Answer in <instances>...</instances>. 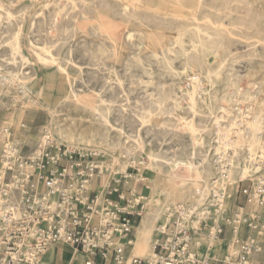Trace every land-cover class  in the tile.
I'll return each instance as SVG.
<instances>
[{"label":"rangeland","instance_id":"obj_1","mask_svg":"<svg viewBox=\"0 0 264 264\" xmlns=\"http://www.w3.org/2000/svg\"><path fill=\"white\" fill-rule=\"evenodd\" d=\"M47 1L48 0L35 1L31 9L27 13L25 19L19 20L24 25L22 36L23 50L24 53L34 62V69L38 74V78L34 86L32 87L30 95L28 96H22L18 94L4 95L3 93H0V156L5 147L6 140L7 142L12 141L14 147L22 148L24 151L28 152L36 146L37 139L41 135H44L45 131L48 128L53 132L54 138L52 141L56 140L57 142L63 143L67 146L90 148L89 150L93 151L96 150L97 153L100 154L99 160L103 163L104 169L112 163V151L114 149L123 152L124 150H131L135 153L134 158L137 161L143 160V166H141V170L134 168V166L130 164V156L126 159L121 160V166L124 169V172L121 173L127 172L128 174L134 175L132 179H129V184H126V189L131 188L132 181L135 180V187L137 190L136 198L143 205L142 217L138 219V222L140 223L147 215L148 209L150 207L149 197L152 194V184L149 181L150 179H160V183L155 189L154 195L155 199L159 200L160 202H163V200L165 199L166 192H168L169 188H173L178 193V195H181V192L183 193V191L185 190L184 187L169 185L166 181V177L161 175L160 168L162 167L168 173L172 172V168L167 164L163 156H166V154L171 155V151H173V148L177 144H179V142L188 143L189 136L184 132L183 134L180 133L181 136L178 133L174 134L175 131L173 132V134H171V128L167 129L161 127L166 117L163 115L164 112L160 108H158L159 106L157 105L167 103L170 105L169 109L172 111L174 101L181 99L184 107L188 108V103L186 102H188L189 98L186 93L191 90L193 79H196V77L200 76L202 78V88L204 90V96L203 100H201L200 102V107L204 109L205 112L198 113V115L195 117L196 121L205 122L206 124L208 123L207 125L211 127L214 124V121L213 115H209V112L211 110L215 114H217L218 112L220 113L223 110L221 107L225 109H232L233 111L231 115L233 114L232 116L236 118L233 119L234 124L230 127L227 135H218L220 137V140L222 141H220L219 137L216 135H213L212 137H209L207 139L208 147L211 148L213 155L216 154L215 150L218 147H220L221 149L227 148V150H231L234 146H236L239 140V134L241 133V135L245 137L246 140L243 142L241 149L246 150L248 148L247 141L249 140V137H247V135L249 134L247 132V127L257 123L258 121H260L261 126L263 125L262 127H264V42L261 41V39H264V0H242V5L245 9L247 8L248 10L244 13L247 14L248 18L256 20L255 25L250 28L233 27L234 23H238V19L236 18L239 15L238 12L233 13L234 18H218L220 15H227V12L225 10L216 12L211 11L207 14L213 20L221 19V24L224 28L220 25L210 26L208 22H205L206 20L200 21L204 28H207L210 33L216 36V40L213 43H209L207 37H204L209 45V48L206 51L208 55L207 64L204 66L199 67V65L194 63H191V65L188 66V64L183 59V56L178 53V50H172L175 47L176 49H178L181 45L180 43H183L184 41L190 39V37H183V35H181L187 31L184 28L191 27V23L189 21L190 19H188L189 12L187 10H183L182 12V14L184 15L182 20L183 23L180 21H169L167 19L159 20L160 24H168L170 26V29H165L162 27V25H158L152 28L145 27L144 29L143 27H138L146 33V42L145 44L143 43V45L145 46L142 45V49L138 51V57L140 59H135L133 61L132 59H130L128 61L129 63L125 61L116 63L113 62V60L105 59L104 64L112 68L110 72H107L108 69H106V67H104L106 70L101 67L100 70L102 72L96 73L97 70L95 68L87 66L88 63L85 59L80 60L82 59L80 57V51H74V60L75 62L77 61L76 63L78 64V66L69 67L68 70L70 71V74L72 76H77L80 72V68L81 70H85L84 81H77V83L79 82V86L77 85L79 88L78 91L83 92L84 89H87V85H89L92 88L96 87L94 89L102 90L105 95L110 98V94L112 95L113 90L110 89V85L108 87L103 81L108 78V76L116 81V78L119 75V77L123 79L124 87L126 89V93L123 96L125 98L128 97L130 99L129 102L132 105L134 103V105L136 106V102H138V106L142 105L145 107V117L147 120L150 119L148 120L150 124L147 125V127H145L144 129H142L139 125L135 126V128L141 129L139 135L141 142L144 143V148L148 152L151 151V153L153 154L156 152V154H154V164L150 162L148 157L144 155L142 151H136V149H138L136 148V143L128 141L115 129L105 126L100 127L89 110L77 106L73 103L61 101V99L63 98V93L60 92V86H62L61 80H63L61 79V77L63 78L64 75L57 72V67H46L45 69V66L38 62L36 53L35 55L33 54L35 50L31 44V41H35V37L38 36L37 30H39L40 28L39 25L42 24V21L40 19H37L36 26L38 28L36 27L35 30L33 26V19L36 17V14L39 12V10L42 9L44 4L47 3ZM152 1H162V8H164L165 10L171 8V0ZM197 1L198 0H183V5L185 7H190L192 5V2ZM29 3L30 1H27L24 4L29 5ZM7 4L14 9H18L19 7V5L15 6L11 3ZM114 5L117 6L118 2H115ZM229 5L235 6L237 5V3H231ZM90 6H93V4H90ZM214 6L225 9L226 7H228V3L226 1H220L215 3ZM117 15V11L113 13H106V16L110 17V23L107 28L113 30V36L117 37L122 32V30H125L126 28H137V25L134 23L128 26L127 20L120 15H118L117 17ZM16 29L17 26L13 25L9 29V31L14 32ZM34 30L36 34H33ZM100 31L103 34L106 33V30L104 28H101ZM39 35L41 38H43V36H47V34L44 32L40 33ZM152 35L156 39L163 38L166 40L170 39L171 41L167 40L161 46L156 45L154 42H152V38H154ZM6 36L8 35L6 34ZM68 37L66 38L67 40H65L61 45L62 49L64 48L66 52L69 51L70 47H72L73 45L72 41H70L71 38ZM172 41H175V43L177 41L178 42L176 44H173ZM40 42L42 43V40ZM222 42L226 44V50H223L221 48ZM34 43L36 44V42ZM146 47L148 48V50ZM130 51L131 49L127 47H124L122 49L123 54H125L126 56H129L128 54H130ZM5 52L6 54H4ZM0 56V75L8 74L9 72H12L14 69H16L6 62V59L10 58V55L7 51L0 52ZM112 63L113 65H111ZM103 72H105V75ZM89 76H93V78H90ZM94 77L99 79L96 80V78ZM0 81L2 82L1 79ZM1 82L0 89H3L4 87L1 85ZM85 82L87 85L85 84ZM114 84V87H116L114 89H119L116 92L120 91V88L117 85L118 83L115 82ZM5 90H7V88H5ZM110 91L112 93H110ZM121 100L122 98H119V100L117 101L120 102ZM207 106L210 107L209 111H207ZM136 112L138 113L139 111L136 110ZM180 114L182 117L184 116L188 119H191V115H193L191 113H188L187 111L183 113L180 112ZM117 117L120 118L117 113H113L112 118L118 119ZM168 118L170 119L169 122L171 124L175 123L174 121L176 120V118L174 116H170ZM151 122H153L154 125L151 124ZM117 124L120 125L121 123L118 122ZM165 129L168 133H165ZM4 131L7 132L4 133ZM94 132L97 134H95ZM104 133L105 135H103ZM164 133L167 135L164 136ZM99 134L102 135L99 137ZM90 135L92 136V138ZM95 135L96 137H94ZM159 135L163 136L161 137ZM179 137L183 140H180ZM169 138H171L172 140ZM84 139H87L85 143L81 141ZM224 141L227 143H225ZM67 142L68 144H66ZM103 143H105L106 146ZM230 144H232L233 147L230 146ZM116 145L117 147H114ZM112 147L114 148L112 149ZM162 152L166 154H163ZM137 165H139V163ZM178 172L184 177L190 176V179L192 177V173L188 170H181ZM121 173L119 172L115 174ZM114 175H112L110 179L113 178ZM260 176L261 172L250 173L246 178L238 179L237 182H228L226 184L229 193L232 195V198L228 204L232 210H235L240 203H245L244 199L240 195L237 196L239 187L241 188L243 186L259 185ZM216 177L217 176L215 174L213 176L207 177V181L210 183L211 188H214V185H212L211 183L215 181ZM263 179L264 178H262L261 180ZM103 181V178H100V184L104 185ZM203 184L204 183L202 182H190L189 187H186L188 188V190L185 193V198H187V202L185 203L192 204L194 201H196V198L198 199L200 197L201 191L204 190ZM215 187L220 188V186ZM211 188L209 190H211ZM188 194L189 196H191V194L194 195L193 197H195V200H189L190 198L188 199ZM180 200L182 199L179 198L176 203H182L180 202ZM163 218L164 217L162 216L161 219ZM160 222L161 220L157 223V227L158 225H160ZM229 237L230 234H227L224 239H220L219 244H217L216 242L213 243V246L217 251L220 244H226L228 242ZM67 255L70 256L69 254Z\"/></svg>","mask_w":264,"mask_h":264},{"label":"bare ground","instance_id":"obj_2","mask_svg":"<svg viewBox=\"0 0 264 264\" xmlns=\"http://www.w3.org/2000/svg\"><path fill=\"white\" fill-rule=\"evenodd\" d=\"M27 1H30L29 5L24 4ZM35 1L37 0H0V52L7 51L10 55V58L6 59V62L16 68L8 74L0 75V79L2 80V82H0L4 87L3 89H0V93H3L4 95L18 94L22 96H28L30 95L32 87L34 86L38 78V74L34 69V62L24 53L22 46L24 25L19 21L25 19L27 13L31 9ZM220 1H226L228 3V7H226L225 9L215 7L214 4ZM6 2L9 4L11 3L15 6L19 5V7L18 9H14L10 7ZM115 2H118L117 6L114 5ZM170 3L171 8L165 10L164 8H162V1L152 0H48L47 3L44 4L42 9L39 10V12L36 14V17L33 19V26L35 30L37 27V19H40L42 21V24L39 25L40 28L39 30H37L38 36H34L35 41L32 39L34 42H36V44L31 41L32 47H34L35 50V52L32 53L34 55L36 53L38 62L43 64L45 66V69L46 67H57L58 71H56L64 75L63 78L61 77V79H63L61 80L62 86H60V92L63 93V98L61 99V101L73 103L77 106L89 110L100 127L105 126L115 129L128 141L136 143V148H138L136 149V151H142L144 155L148 157L151 163H153L155 160L154 154H156V152L153 154L151 153V151L148 152L144 148V143L141 142L139 135L141 129L135 128V126L139 125L142 129H144L145 127H147V125L150 124V122L148 121L150 119L147 120L145 117L144 106H138V102H136V106L134 105V103L132 105L129 102L130 99L123 96L126 93L123 79H121L118 75L116 81L113 80L110 76H108V78L103 81L108 87L110 85V89L113 90V93L110 91L112 95L109 93L111 96L109 98L102 90L94 89L96 87L92 88L91 86L87 85L86 82L85 84L87 85V89H84L83 92L78 91L79 82L77 83V81H84L85 70H81L80 68V72L78 73V75L72 76L68 68L72 66H78V64L76 63L77 61L75 62L74 60V51L76 50L80 51L81 53L80 57L82 59L80 60L85 59L88 63L87 66L95 68L97 70L96 73L102 72L100 70L101 67H106V69H108L107 72H110V70H112L111 67L104 64L105 59L113 60V62L116 63L121 61L128 62L130 59H132V61L135 59L139 60L140 58L138 57V51L142 49L143 43L145 44L146 42V33L138 27H143L144 29L145 27L152 28L158 25H162L163 28L170 29V26L168 24H160L159 20L167 19L169 21L173 20L182 22L184 17V15L182 14L183 10H187L189 12L188 19H190L189 21L191 23V27H183L187 31H184L185 33L181 35H183V37H190V39L184 41L183 43H180L181 45L179 44L180 47L178 46V49H176L175 47L172 50H178V53L183 56V59L188 64V66L191 65V63H194L199 65L200 67L207 64L208 57L206 51L208 50L209 45L204 37H207L209 43H213L216 40V36L210 33L207 28H204L200 21L206 20L205 22H208L210 26L220 25L221 27H223V25L221 24V19L213 20L207 15L209 12L225 10L227 12V15H220L218 18L229 19L234 18V12H238L239 15L236 17L238 19V23H234L233 25V27L235 28H250L255 25L256 22V20L248 18L247 14L244 13L248 10L247 8L245 9L242 5V0H198L197 2H192V5L190 7H185L183 5V0H171ZM231 3H237V5H229ZM90 4H93V6H90ZM115 11L118 12V15L127 20L128 26L134 23L137 25V28L131 29L125 27L126 29L122 30V32L117 37L113 36V30L107 28L110 23V17H107L106 13H113ZM13 25H16L17 29L14 32H10L9 29ZM101 28H104L106 30L105 34L100 31ZM35 30L33 31V34H36ZM42 32L46 33L47 36H43V38H41L39 34ZM6 34L8 36H6ZM67 37L71 38L70 41H72L73 45L72 47H70L69 51L66 52L64 48L62 49L61 45L65 40H67ZM41 40L42 43L40 42ZM167 40L171 41L170 39ZM167 40L163 38H152V42L160 46L163 45ZM175 41H172L173 44H176L178 42L177 41L175 43ZM261 41L264 42V39H261ZM225 45L226 44H224L223 42L221 43V48L223 50H226ZM124 47L131 49L130 54H128L129 56L123 54L122 49ZM4 54H6V52ZM111 65H113V63ZM103 73L105 75V72ZM90 78H93V76ZM98 79L96 78V80ZM115 82L118 83L117 85L120 88V91L118 92L116 91L119 89H114L116 88L114 87ZM5 88H7V90H5ZM186 94L189 98L188 102H186L188 103V108L184 107L181 99L174 101L172 106L174 111H171L169 109L170 105L167 103L157 105L159 106L158 108H160L164 112L163 115L166 117L161 127L167 129L171 128V134H173V132L175 131L174 134L178 133L180 135V133L183 134L184 132L189 136V142H179V144H177L173 148V151H171V155L162 152L163 154H166V156H163V158L172 168V172L168 173L162 167L160 168L161 175L166 177V181L169 185L184 187L185 190L183 191V193L181 192V195H178V193L173 188H169L168 192H166L165 199L163 200V202H160L154 197L155 189L158 187L160 179L157 178L149 180L152 184V194L149 197L150 207L148 209L147 215L140 222L136 240L134 242L133 248L131 249V255L133 257L149 260H152L154 258V246L158 236V234H156V231L158 229L157 223L161 220V217L166 214L168 209L172 207L184 206L185 204H187L185 203L187 202L185 193L188 190V188L186 187H189L191 181L196 183H204L203 194L200 195L198 199L196 198V201H194L192 204L200 202L203 199L205 193L209 191L211 185L207 181V177L213 176L214 174L217 176L215 181L211 183L212 185H214V187H226V184L228 182H237L238 179L246 178L250 173L260 172L261 176L259 177V184L264 183V179L261 180L262 178H264V127H262L263 125L261 126L260 121L257 120V123L247 127V132L249 133L247 137H249V140L247 141L248 148L246 150L241 149L243 142L246 141L245 137H243L241 133L239 134V140L236 146L233 147V145L230 144V146L233 147L231 150H227V148L221 149L220 147H218L215 150L216 154L214 153L215 155H213L211 148L208 147L207 139L209 137H212L213 135L218 136L228 134L230 127L234 124L233 119L235 117L232 116L233 114L231 115L233 110L221 107L223 109L222 112H218L217 114H215L210 110V107L207 106V111L210 110L209 115H213L214 121V124L210 127L207 125L208 123L206 124L205 122H197L195 118L198 113L205 112L204 109L200 107V102L201 100H203L204 96V90L202 88V78L200 76L196 77V79H193L192 88ZM119 98H122L120 102L117 101L119 100ZM136 110H138L139 112L137 113ZM186 111L193 114L191 115V119L181 116L180 112L183 113ZM113 113H117L120 118L117 117L118 119H113ZM170 116H174L176 118L174 124H171L169 122L170 119L168 117ZM118 122L121 124L118 125ZM151 124H153V122H151ZM165 133L168 132L166 131ZM165 133L164 136L167 135ZM101 135L102 134H99L98 136L100 137ZM103 135H105V133ZM94 137H96V135ZM53 138V132L48 128L45 131L44 135H41L37 139V144L34 149H36V151H40L41 149L45 148L49 142H52ZM86 140L87 139L81 141L85 143ZM180 140L183 139L180 138ZM66 144H68V142ZM103 144L105 145V143ZM114 147H117V145ZM114 147H112V149ZM74 148L90 149L83 147ZM134 155L135 153L131 150H124L123 152L114 149L112 151V163L109 164L105 169L103 164L101 165L100 178H103L104 185H107L110 182V177L115 173L124 172V169L121 166L122 159H126L131 156V158H129L130 164L134 166V168L141 170V166H143V160L137 161L134 158ZM138 163L139 165H137ZM181 170L190 171L192 173L191 179L189 178L190 176H182L178 172ZM131 185L135 187V180L132 181ZM187 196H189V194ZM193 196L194 195L191 194L188 199L190 198L189 200H195V197ZM179 198L182 199L180 200V202L182 203L177 204L176 202ZM11 199L13 203H17L19 201V196L14 191H12ZM4 203L5 199L3 197V194L0 192V208ZM219 242L220 239L216 241L217 244H219ZM48 253L49 251H47L45 254L47 255L46 261L40 264H54L53 262L48 260ZM65 256L69 259V264H74L73 255ZM78 264H81V262H78Z\"/></svg>","mask_w":264,"mask_h":264},{"label":"built area","instance_id":"obj_3","mask_svg":"<svg viewBox=\"0 0 264 264\" xmlns=\"http://www.w3.org/2000/svg\"><path fill=\"white\" fill-rule=\"evenodd\" d=\"M99 156L56 140L28 152L5 141L0 264H40L56 245L71 246L85 264H264V183L239 187L245 203L235 210L227 186L168 209L156 231L154 258L142 259L131 255L143 210L136 191L125 188L134 175L115 174L100 184ZM227 234L217 251L213 243Z\"/></svg>","mask_w":264,"mask_h":264},{"label":"crops","instance_id":"obj_4","mask_svg":"<svg viewBox=\"0 0 264 264\" xmlns=\"http://www.w3.org/2000/svg\"><path fill=\"white\" fill-rule=\"evenodd\" d=\"M132 186V185H131ZM126 188V187H125ZM129 189H134L135 191L136 190V187L132 186L131 188ZM140 225V224H139ZM139 229V228H138ZM138 233V232H137ZM137 235V234H136ZM226 237V236H225ZM224 237V238H225ZM136 238V236H135ZM223 238V239H224ZM222 244L219 245V248H218V251L220 250V246ZM67 254H70V255H73V261H74V264H78V262H81V264H85L86 262V257L82 254H79V253H76L75 250L71 247V246H67V245H56L54 247H52L50 250H49V253H48V260L53 262L54 264H69V259L65 256ZM51 255V256H50ZM46 256L45 255L42 259V262H45L46 261ZM68 256V255H67ZM78 260V261H77ZM76 262V263H75Z\"/></svg>","mask_w":264,"mask_h":264}]
</instances>
